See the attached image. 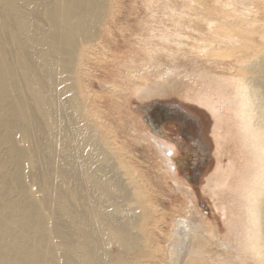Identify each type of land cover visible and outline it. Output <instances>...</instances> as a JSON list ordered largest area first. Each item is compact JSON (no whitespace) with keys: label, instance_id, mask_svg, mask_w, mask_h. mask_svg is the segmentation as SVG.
I'll return each instance as SVG.
<instances>
[{"label":"bare ground","instance_id":"6f19581e","mask_svg":"<svg viewBox=\"0 0 264 264\" xmlns=\"http://www.w3.org/2000/svg\"><path fill=\"white\" fill-rule=\"evenodd\" d=\"M107 1L0 0V264H264V0H251L254 11L245 13L230 6L228 14H200L222 37L220 51L206 57L220 60L216 66L229 77L201 80L206 86L195 99L219 123L234 119L245 143L253 142L247 154L255 173L237 182L247 217L226 219L234 234L224 241L213 222L203 235L176 217L165 250L152 234L162 211L151 181L105 129L100 104L87 95L86 72L108 30ZM217 14L226 17L224 24L211 19ZM246 22L256 26L257 37ZM109 87L115 93V85ZM165 87L139 95L152 97ZM146 113L157 133L158 113ZM161 129L160 138H147L157 144L163 173L188 192L178 176L183 143ZM33 176L39 195L26 183ZM230 178L226 174L223 185ZM221 186L216 194L230 191Z\"/></svg>","mask_w":264,"mask_h":264},{"label":"rangeland","instance_id":"374dc122","mask_svg":"<svg viewBox=\"0 0 264 264\" xmlns=\"http://www.w3.org/2000/svg\"><path fill=\"white\" fill-rule=\"evenodd\" d=\"M259 1L254 0L256 5ZM107 3L108 30L102 32L104 36L95 48L97 59L86 72L87 95L100 104L98 110L103 114L99 116L100 122L129 156H136V165L158 195L162 213L153 227V237L165 250L170 242L165 234L171 232L175 218L180 217L199 226L203 235L213 222L218 226L219 239H229L232 236L226 219L247 217L244 213L246 204L239 203L242 187L238 190L237 182L249 179L255 173L251 166L255 159L247 154L253 142L245 143V135L234 119L219 123L208 106L195 99L197 91L206 86L201 80L218 82L229 77L228 72L216 66L220 60L214 56L206 57L220 51L222 37L213 35L206 28L200 14L203 9L228 14L231 13L230 6L240 13L254 11L252 1L108 0ZM113 14L115 17L111 16ZM261 14L264 15V10ZM211 19L224 24L226 17L217 14ZM196 25L202 28L203 34H198ZM244 26L257 37L255 25L246 22ZM221 32L218 31L220 35ZM262 42L257 39L263 46ZM198 47H201L200 52ZM167 71L171 74L173 71L175 75L163 82ZM111 85H115V93L110 90ZM163 85L169 91L166 89L148 98L139 95L144 89ZM147 110L160 113L163 122L157 133H153L147 124L150 119ZM162 126L173 140L183 143L180 144L182 149L178 150L182 157L178 176L188 186V192L179 188L180 183L178 186L173 176H166L162 171L160 153L153 140L163 134ZM183 133L189 134L191 139L187 141ZM148 135L153 139H148ZM226 174L231 178L223 185ZM216 178L221 180L216 181ZM26 183L29 189L40 194L36 177H30ZM219 185L230 187V191L216 194ZM212 244L221 248L216 240ZM148 264L157 263L151 261ZM247 264L255 262L251 259Z\"/></svg>","mask_w":264,"mask_h":264},{"label":"flooded vegetation","instance_id":"af4514ba","mask_svg":"<svg viewBox=\"0 0 264 264\" xmlns=\"http://www.w3.org/2000/svg\"><path fill=\"white\" fill-rule=\"evenodd\" d=\"M155 112H157V111H155ZM158 113V117H159V119L161 118V116H160V113L159 112H157ZM157 113H155V114H157ZM160 121H162L161 119L159 120V122ZM163 122V121H162ZM183 135V137L185 138V139H187V141H189V139H191V137H190V135L189 134H185V133H183L182 134ZM186 135V136H185ZM179 168H181V166L179 167Z\"/></svg>","mask_w":264,"mask_h":264}]
</instances>
